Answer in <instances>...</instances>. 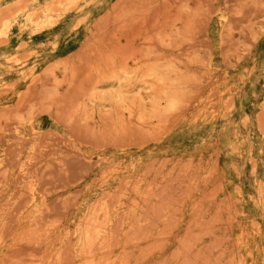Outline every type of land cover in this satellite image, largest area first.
Here are the masks:
<instances>
[{
	"label": "rangeland",
	"instance_id": "1",
	"mask_svg": "<svg viewBox=\"0 0 264 264\" xmlns=\"http://www.w3.org/2000/svg\"><path fill=\"white\" fill-rule=\"evenodd\" d=\"M84 263L264 264V0H0V264Z\"/></svg>",
	"mask_w": 264,
	"mask_h": 264
},
{
	"label": "bare ground",
	"instance_id": "2",
	"mask_svg": "<svg viewBox=\"0 0 264 264\" xmlns=\"http://www.w3.org/2000/svg\"><path fill=\"white\" fill-rule=\"evenodd\" d=\"M17 12H18V11H17ZM18 13H19V12H18ZM16 15H17V14H16ZM44 17H45V16H44ZM27 18H28V17H27ZM29 21H30V19H29ZM26 22H27V21H26ZM5 26H6V25H5ZM5 26H4V27H5ZM8 26H9V25H8ZM8 26H7V27H8ZM3 31H5V30H3ZM4 34H5V32H4ZM7 36H8V35H7ZM7 36H6V37H7ZM14 61H15V60H14ZM15 62H16V61H15ZM85 224H86V223H85ZM84 229H85V228H84ZM91 232H92V231H91ZM84 249H85V248H84ZM83 252H84V251H83ZM85 252H87V250H86ZM88 253H89V252H88ZM85 254H86V253H85ZM80 255H81V254H80ZM83 255H84V254H83ZM86 255H87V254H86ZM86 255L84 256V258H86ZM88 255H89V254H88ZM89 257H90V256H89ZM92 262H93V261H92ZM90 263H91V262H90ZM84 264H85V263H84Z\"/></svg>",
	"mask_w": 264,
	"mask_h": 264
}]
</instances>
